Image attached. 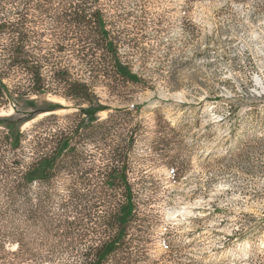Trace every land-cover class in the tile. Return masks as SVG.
Instances as JSON below:
<instances>
[{
  "label": "rangeland",
  "instance_id": "1",
  "mask_svg": "<svg viewBox=\"0 0 264 264\" xmlns=\"http://www.w3.org/2000/svg\"><path fill=\"white\" fill-rule=\"evenodd\" d=\"M98 6L113 36L133 40L121 57L142 81L92 79L78 60L61 55L71 61V78L90 82L92 106H79L59 91L31 93L18 71V92L5 89L0 104V149H53L65 128L62 136L88 155L86 164L101 165V149H120L121 159L127 153L126 177L146 227L145 252L134 264H264V0ZM83 117L93 128L78 135L74 125ZM102 121L114 125V135L102 134ZM72 181L65 174L52 181L58 194L48 215L61 212L59 197ZM34 231L38 246H83L62 230Z\"/></svg>",
  "mask_w": 264,
  "mask_h": 264
},
{
  "label": "trees",
  "instance_id": "2",
  "mask_svg": "<svg viewBox=\"0 0 264 264\" xmlns=\"http://www.w3.org/2000/svg\"><path fill=\"white\" fill-rule=\"evenodd\" d=\"M125 44L134 46L132 39L111 34L98 0H0V104L5 89L18 92L15 75L22 71L31 93L59 91L79 106H92L90 82L71 78V61L57 59L61 55L78 60L92 79L102 76L112 81L113 76L140 83L141 77L121 57ZM45 72H51L50 80ZM85 111L81 108L78 113ZM113 116L111 112L107 119ZM92 122L83 117L73 132L82 135L93 128ZM106 123L99 122L100 131L114 135V125ZM64 131L57 132L53 149H0V264H134L145 252L146 227L137 190L126 177L127 153L121 159L120 149H101V165L86 164L88 155L71 149ZM62 174L73 181L64 201L59 197L61 212L48 215L49 203L58 194L52 191V181ZM34 184L42 186L37 193ZM36 225L46 235L57 236L62 230L64 237L83 246H38Z\"/></svg>",
  "mask_w": 264,
  "mask_h": 264
}]
</instances>
